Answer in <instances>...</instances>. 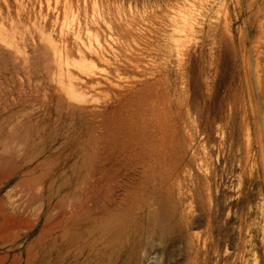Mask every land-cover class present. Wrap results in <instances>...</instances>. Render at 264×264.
Listing matches in <instances>:
<instances>
[{"label":"rangeland","instance_id":"374dc122","mask_svg":"<svg viewBox=\"0 0 264 264\" xmlns=\"http://www.w3.org/2000/svg\"><path fill=\"white\" fill-rule=\"evenodd\" d=\"M112 257L264 264V0H0V264Z\"/></svg>","mask_w":264,"mask_h":264},{"label":"bare ground","instance_id":"6f19581e","mask_svg":"<svg viewBox=\"0 0 264 264\" xmlns=\"http://www.w3.org/2000/svg\"><path fill=\"white\" fill-rule=\"evenodd\" d=\"M250 174V173H249ZM169 175H171V174H169ZM191 185V184H190ZM64 207V206H63ZM62 207V208H63ZM98 207V206H97ZM106 207V206H105ZM63 209H65V208H63ZM63 209H62V211H63ZM74 209V208H73ZM77 209V208H76ZM79 209V208H78ZM136 209V208H135ZM104 210V209H103ZM152 210V209H151ZM113 211V210H112ZM64 212V211H63ZM63 212H59V213H62V214H64ZM70 212H72V211H70ZM69 213V212H68ZM84 213V212H83ZM91 213V212H90ZM62 214H61V216H62ZM102 214V213H101ZM65 215V214H64ZM68 215V214H67ZM67 215L65 216V217H67ZM81 215V214H80ZM84 215V214H83ZM88 215V214H87ZM96 215V214H95ZM98 216V215H97ZM75 217V216H74ZM73 217V218H74ZM81 217V216H80ZM79 217V218H80ZM87 217H89V215L87 216ZM67 218H69V217H67ZM66 218V219H67ZM71 218V217H70ZM60 219H61V217H60ZM59 219V220H60ZM72 219V218H71ZM87 219V218H86ZM89 219V218H88ZM73 220H75V218L73 219ZM110 220H112V219H110ZM62 221V220H61ZM66 221V220H65ZM67 222V221H66ZM69 222H70V220H69ZM125 223V222H124ZM124 223H119V222H116V223H103V224H101V225H99V226H97L98 228H96V231H98L101 235H103V236H106L107 237V241L108 242H114L116 239H120V240H123V238H125L126 236H125V234H126V232H125V229H124ZM71 224H73V221H72V223ZM141 227V226H140ZM158 227H159V231H160V233H163L164 231H165V227L162 225V223H159V225H158ZM169 227V226H168ZM168 227H167V229H168ZM171 227V226H170ZM169 227V228H170ZM143 229V228H142ZM166 229V230H167ZM170 230V229H169ZM141 232V231H140ZM144 232H145V230H144ZM88 233V232H87ZM132 233H134V232H132ZM138 233V232H137ZM97 234V233H96ZM139 234V233H138ZM137 234V235H138ZM91 235V234H90ZM88 236V235H87ZM97 236V235H96ZM131 237V236H130ZM98 238V237H97ZM138 238L139 237H137V240H138ZM146 238V237H145ZM127 239V238H126ZM152 239V238H151ZM101 240V239H100ZM140 240H142V239H140ZM123 242H125V241H120V250L121 251H119V253L116 255L117 256V258L119 259V258H121V256H123L124 254H125V251H123L122 250V247H123ZM109 243V244H110ZM133 243V242H132ZM135 243H136V241H135ZM134 243V244H135ZM143 243V242H142ZM151 243V242H150ZM105 244V243H104ZM136 245H137V243H136ZM135 245V246H136ZM142 245V244H141ZM151 245V244H150ZM105 246V245H104ZM103 246V247H104ZM140 247V246H139ZM146 247V246H145ZM150 247V246H149ZM126 248V247H125ZM131 248V247H130ZM134 248V247H133ZM152 248V247H151ZM109 249H110V247H109ZM139 249V248H138ZM125 250V249H124ZM127 250V249H126ZM132 250V249H131ZM141 250H143V249H140V251ZM152 250V249H151ZM151 250H149V249H147V248H145V253L146 254H152L153 252L151 251ZM106 251V250H105ZM104 251V252H105ZM111 251V250H110ZM144 251V250H143ZM115 252V251H114ZM107 253V252H106ZM116 253V252H115ZM113 252H110V254H108V255H110V256H113ZM130 254V253H129ZM138 254V253H137ZM104 255V254H103ZM107 255V256H108ZM154 255V254H153ZM110 256H108V257H110ZM152 256V255H151ZM114 257H115V255H114ZM126 257H128V254H127V256ZM125 257V258H126ZM142 257V256H141ZM113 258V257H112ZM146 258V257H145ZM149 258V257H148ZM151 258V257H150ZM109 260H107V261H105V260H103L102 259V261H101V263L100 264H115V262L116 261H114V258H113V260L112 261H110V258H108ZM128 259V258H127ZM126 259V260H127ZM152 259V258H151ZM133 260V259H132ZM141 260V259H140ZM148 261V260H147ZM150 261V260H149ZM153 261H154V258H153ZM153 261L151 262V263H153ZM134 262H135V260H134ZM140 262V261H139ZM121 263V262H120ZM149 263V262H148Z\"/></svg>","mask_w":264,"mask_h":264}]
</instances>
